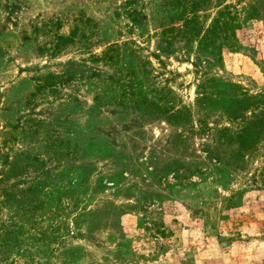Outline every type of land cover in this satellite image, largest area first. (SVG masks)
<instances>
[{"label":"rangeland","instance_id":"1","mask_svg":"<svg viewBox=\"0 0 264 264\" xmlns=\"http://www.w3.org/2000/svg\"><path fill=\"white\" fill-rule=\"evenodd\" d=\"M0 178L16 264H264V0H0Z\"/></svg>","mask_w":264,"mask_h":264},{"label":"trees","instance_id":"2","mask_svg":"<svg viewBox=\"0 0 264 264\" xmlns=\"http://www.w3.org/2000/svg\"><path fill=\"white\" fill-rule=\"evenodd\" d=\"M131 14L130 18L133 22H137L138 20L135 18V16H132ZM236 14H230V11L228 10V7H225L222 10L221 17L222 22L221 26L226 27L228 30L232 28V23L235 20ZM218 20H214L212 23V27H210L209 30H207V36L210 39L211 36H214L217 30ZM1 183V178H0ZM3 198L2 202L0 204L7 202V196H0ZM8 199H10L8 197ZM12 220H9L8 224H0V264H16L10 257L11 256H17L19 258L23 257L24 255L30 256L29 253L22 254L20 252V246H21V236L29 235V231L26 230L25 232L22 230L21 226L18 224H15L11 222ZM34 246V242L31 246ZM33 251V250H32ZM32 251H29L30 253H33ZM32 257V255H31ZM32 260L27 259L25 262H22L20 264H31ZM47 264V262L45 263ZM49 264V263H48Z\"/></svg>","mask_w":264,"mask_h":264}]
</instances>
